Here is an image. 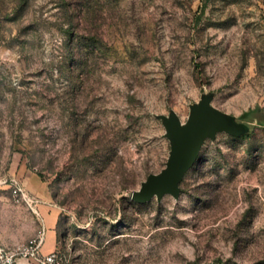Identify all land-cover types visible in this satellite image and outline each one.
<instances>
[{"label":"rangeland","instance_id":"rangeland-1","mask_svg":"<svg viewBox=\"0 0 264 264\" xmlns=\"http://www.w3.org/2000/svg\"><path fill=\"white\" fill-rule=\"evenodd\" d=\"M204 93L247 135L207 138L178 198L132 200L169 155L158 114ZM22 169L64 264H264V0H0L3 247L44 229Z\"/></svg>","mask_w":264,"mask_h":264},{"label":"water","instance_id":"water-1","mask_svg":"<svg viewBox=\"0 0 264 264\" xmlns=\"http://www.w3.org/2000/svg\"><path fill=\"white\" fill-rule=\"evenodd\" d=\"M212 98L211 93H204L198 101L191 103L185 121L174 110L168 114H158L165 127L164 136L169 139V155L159 172L148 174L140 188L132 191V200L144 203L156 197L160 201L165 194L178 198L181 193L180 183L197 161L207 138H215L218 132L236 137L247 133L244 124L214 106Z\"/></svg>","mask_w":264,"mask_h":264},{"label":"built area","instance_id":"built-area-1","mask_svg":"<svg viewBox=\"0 0 264 264\" xmlns=\"http://www.w3.org/2000/svg\"><path fill=\"white\" fill-rule=\"evenodd\" d=\"M5 182L9 183L16 200L24 199L32 203V199L17 177H10ZM43 242L44 229L34 238L17 246H0V264H64L56 250L46 254L41 253Z\"/></svg>","mask_w":264,"mask_h":264},{"label":"crops","instance_id":"crops-1","mask_svg":"<svg viewBox=\"0 0 264 264\" xmlns=\"http://www.w3.org/2000/svg\"><path fill=\"white\" fill-rule=\"evenodd\" d=\"M18 177L21 178L24 189L36 198V206L44 224V242L41 253H50L56 250L57 232L54 224L57 220V212L50 200V193L46 183L40 176L32 171L19 170Z\"/></svg>","mask_w":264,"mask_h":264},{"label":"trees","instance_id":"trees-1","mask_svg":"<svg viewBox=\"0 0 264 264\" xmlns=\"http://www.w3.org/2000/svg\"><path fill=\"white\" fill-rule=\"evenodd\" d=\"M244 135H247V133H246V134H244ZM244 135H243V136H244Z\"/></svg>","mask_w":264,"mask_h":264}]
</instances>
